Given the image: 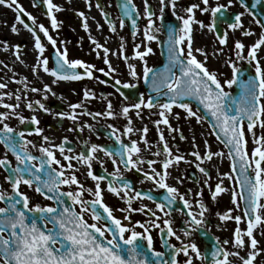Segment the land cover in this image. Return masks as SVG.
<instances>
[{"label": "snow or ice", "instance_id": "1", "mask_svg": "<svg viewBox=\"0 0 264 264\" xmlns=\"http://www.w3.org/2000/svg\"><path fill=\"white\" fill-rule=\"evenodd\" d=\"M71 3V0H68ZM244 7V12L235 14L229 13V8L233 6L234 0H226L225 3L210 4V0H200L184 8L185 15L177 14L178 0H158L159 15L152 10L150 0H142L143 18L146 25L143 29L142 44H135L134 59L142 64V73H138L136 65L128 63V58L123 55V44L120 52H112L109 48L98 43L89 36L90 43L94 45L93 51L99 58L103 53V63L107 65V70L97 69L95 65L82 61L81 59H69L68 51L65 47H60L57 40L50 34L43 25H36L35 18L29 14L18 0H0V6H6L16 13L15 20L10 26L13 34H19L17 24L22 25L33 38V49L36 52L35 62L31 66L33 75H39L42 71L47 76L52 77V84L58 82H74L82 79H98L94 73L99 71L105 76H109L117 71L109 60V55L118 56L127 64L128 76L133 81L143 80L149 86V90L154 95L139 97L137 102L123 106L120 113L113 111V105L109 101L106 110L103 112H92L88 110L77 111L84 108V101L95 99V94L91 89L83 90V99L78 103H69L68 112H58L55 116L59 120L68 119L73 121V128L68 131L82 132L85 128L91 130L88 123L78 124L81 116L106 117L115 119L118 115H123L127 119V125L121 131L119 128L108 124V133L118 146L111 150L106 146L84 141L81 145L82 151L75 153L69 144L67 137H64L59 145L54 144L50 137L44 136L43 129L38 127L40 121L36 115L30 119L20 115L16 109L20 108L21 95H15L17 103H3L7 96L12 98V93L0 92V107L9 111L0 113V144L4 145L6 152L0 157V169L7 174L5 180L10 184L11 194L0 191V264H178L177 256L183 254L185 260L183 264H194V261H203L206 264H236L230 257L237 258L241 264H255L257 257L264 252L258 247L259 241L254 234L258 229L264 228V135H258L255 129H264V57L258 55L264 47V22L255 20L260 26L261 33L254 43L247 47L239 40L234 41L232 51L236 57L233 61L229 58L225 63L231 69V78L223 82L219 79L217 70H210L207 67L208 54L204 48H194L193 25H198L200 30L207 29L215 34L219 45L227 43L228 32H221L220 26L226 25L230 31H241L243 36L255 35L244 27L242 17L247 13L252 15L245 0H236ZM89 10L92 7L91 0H85ZM201 4L203 7H201ZM264 4V0H255L251 8ZM33 6H42L46 9L45 15L50 21L53 31L60 27L61 22L57 20L55 13L63 9L53 3V0H33ZM97 8H101L97 0ZM118 7L121 10L119 27H125V21H129L133 37L139 31L138 20L141 13L134 3V0H120ZM165 8L172 9V16L179 24H164ZM201 14L208 13L209 23L195 18V12ZM81 19V27L85 32L89 31L88 17L84 12H77ZM101 16L105 17V23L111 32H116L115 23L108 17V13L101 8ZM23 17H27L32 23L25 22ZM157 21L160 24L157 25ZM101 26L97 24L99 29ZM42 33L47 38V43L55 50V61L49 67V57L45 55L46 47L42 43ZM163 33L167 39L164 41L167 50L168 62L163 69L157 71L148 65L146 57L153 53L149 46L152 41L159 42V36ZM65 42L60 41V45ZM7 50V42H3ZM143 48V50H140ZM16 59L20 60V46H14ZM223 48H217L214 52L219 55ZM203 56L199 60L196 54ZM246 61L254 69L253 75L240 78L242 68L238 66L240 62ZM22 62V61H21ZM178 70V73L175 71ZM101 84L105 81L100 80ZM25 85V99L27 92L40 93L43 100L48 99V94L55 96L52 87L45 83L41 87H31L29 89L27 80ZM239 83L241 96L239 100H231L229 103V93L225 91V85L232 88ZM115 84L120 88H135L136 83H122L116 79ZM6 84L0 83V89H5ZM123 95V93H121ZM195 101L198 107L193 108L191 102ZM25 107L35 112L41 110L49 113V109L42 100L27 102ZM174 108L182 109L185 113L184 119H195L197 124L205 120V114L211 117L210 134L227 149L223 151H211L207 140L204 141L205 151L203 153L193 150L190 155L194 157L195 167L205 177L204 184L209 185L211 172L202 165L211 162L214 157L223 159L227 155L230 161V173H218L219 181L211 191V199L216 200L217 196L227 189L223 186L224 178L232 181L235 185L231 192V203L234 209L230 208L225 213H217L221 222L234 220L237 227L233 230L232 238L220 241L215 240L214 247L210 252H202L195 242L191 241L193 232L201 229L205 224V214L208 212L206 205L200 200H195V206L199 211H193V202L186 199V195L179 189L168 183L171 175L170 169L178 165L181 161L186 164L192 163L185 156L174 153L169 146L164 131L160 125L167 128L168 133H179L180 139L184 140L180 127H173L170 118L180 120V113L174 112ZM136 110L137 117H141V110L148 109L152 115H157L159 119L154 121L159 137V147L152 152L153 156L162 157L161 160L147 159L141 156L142 149L137 140L124 142L122 137L127 138L130 134L140 132V141L148 150L151 145L146 139L148 128L141 129L132 127V120L129 116L131 110ZM152 109H157L152 113ZM202 109V111H201ZM15 117L20 124L30 123L34 127L27 133L24 130L13 128L7 122ZM142 118V117H141ZM246 133L252 137L253 147L248 150V140ZM40 136L42 143L37 148L33 141L26 138L30 135ZM175 139V137H173ZM192 147L197 148L195 136L192 137ZM31 149H37L39 156L33 155ZM15 158L16 164L13 166L7 158L8 153ZM59 152L58 158L56 153ZM103 153L108 157L113 166V172L107 176L95 175L92 171L93 161H98L103 166L100 157ZM62 160L67 163H62ZM73 161L76 164H73ZM159 164V170L155 165ZM76 165H84L87 168L86 175L94 185L91 188L79 181L75 174L79 169ZM147 165V170L143 167ZM133 171L142 174L139 181L143 184L150 181L154 188L148 192L136 190L132 183L128 181L122 172ZM177 183L182 181V177H175ZM102 187V182L106 181ZM21 185L34 188V191L44 199L51 201L50 205H31L28 195L20 190ZM76 186V190H62V186L71 188ZM211 187V185H209ZM163 190L157 201L154 192ZM107 191L112 196L117 197L126 205L125 208L113 209L104 202V192ZM85 193L92 197L85 198ZM203 193L197 191L196 197ZM71 201L72 206L66 205V200ZM149 200L155 204V211L146 204L132 207L134 200ZM179 202L186 210V219L182 222L183 229L181 235L177 234L173 228L172 212ZM76 206L79 211H76ZM233 210L240 212L233 216ZM114 211L126 213L122 218L114 215ZM139 212L150 216L146 222L131 220V214ZM158 213H162L158 215ZM85 214L90 216L92 223L85 219ZM127 221V223H124ZM246 222V229H241L239 225ZM51 225V227H49ZM140 229L137 231L136 229ZM156 230L161 238V247L166 251H158L154 247L152 231ZM264 235V231L260 232ZM174 238L179 241V246L170 243ZM187 241V242H185ZM231 244L232 249L225 246ZM244 252V255H241Z\"/></svg>", "mask_w": 264, "mask_h": 264}, {"label": "flooded vegetation", "instance_id": "2", "mask_svg": "<svg viewBox=\"0 0 264 264\" xmlns=\"http://www.w3.org/2000/svg\"><path fill=\"white\" fill-rule=\"evenodd\" d=\"M18 2L29 14H31L35 18L37 26L43 24L49 30V34L57 40L58 46L67 48L69 59H81L82 61L95 65L97 69L103 68L107 70V65L103 63L102 51L97 50L100 52L99 58L97 56V53L93 51L94 45L91 44L89 40V36L91 35V37L94 38L98 43H100L104 47L109 48L112 52L119 53L121 50V44H123V55L128 58V63L136 65L137 72L142 73L141 62L133 58L135 55L134 45L142 44L143 29L146 25V20L143 18L142 0H134V3L137 5L141 13V18L137 22L139 31L137 32V35L135 37H133L132 35L131 25L129 21H125V27L122 30L119 27V18L121 17V10L118 5L120 3V0H98L103 11L107 12L108 17L115 23L117 30L114 33L109 31L108 25L105 23V17L101 16V8L96 7L97 0H91L92 7L90 10L86 5L85 0H71V3H69L68 0H53V3L59 5L63 9L62 11L55 13L57 20L61 22L60 27L55 31L51 29L50 21L45 15L46 9L44 7L33 6V0H18ZM217 2L223 4L226 2V0H210V4L212 5H215V3ZM254 2L255 0H245V4L249 7V11L252 12V15H248L247 13H245V15L242 17V21L246 29H249L254 34L259 35L261 33V28L255 22L256 18L252 11L253 8H251V4ZM150 3L152 5V10L156 12L157 15H159L160 13L158 0H150ZM194 3H200V0H178V6L176 9L177 14L185 15L184 8ZM201 7H203L202 4ZM256 8H258V6ZM80 11L84 12L85 15L88 17V32H85L84 29L81 27V19L78 15H76V13ZM228 11L230 14H235L239 12H244L245 9L244 7H241L240 3L234 0L233 6L229 8ZM171 13V8H165L164 24H179V21H177ZM15 15L16 13L12 11L13 20H15ZM23 18L25 19V17ZM195 18L197 20L204 21L205 24L209 23L210 20V16L208 13L201 14L198 10L195 12ZM25 20V22L29 24L32 23L27 19V17ZM97 24L101 26L99 29L97 28ZM159 24L160 21H157V25ZM17 27L19 28L18 32L21 33L20 36L25 34L29 39L30 43H27L28 39H21L20 42H18L16 45H19L20 49L23 48L29 50L28 48H31L32 50H34V41L31 34L28 33L27 30L23 29L22 25L17 24ZM193 30L194 48L201 47L204 48L206 52H208L210 46V43H208V37L210 36L219 45L214 33L208 32L207 29L200 30L198 25H193ZM220 31L222 33L225 31L228 32V41L230 32L232 31L228 30L226 25H221ZM38 34L41 35L42 43L45 44V55L49 57V67H52L55 61V50L51 47L50 44L47 43V38L43 37L42 33ZM256 35L251 36L250 42H248V47H250L254 43V41L256 40ZM165 38L166 36L161 33L159 36V42L152 41L149 43V46L153 49V53L146 57V59L148 65L156 70H158L160 68V65H162V58L164 56L162 51L164 48H166V44L164 43ZM60 41H64L65 43L63 45H60ZM195 42H199L198 45H196ZM219 46L222 48L225 47L223 49L224 51L228 48L229 45L227 46L226 43L223 46ZM140 50H143V48H141ZM227 51L228 50H225V52ZM196 55L199 60L204 59V57L200 56L198 53ZM109 60L112 66L117 69V71L113 74H110L109 76H105L102 72L97 71L94 73V75L98 79H82L80 81H65L58 82L57 84H52L51 82L53 78L47 76L41 71L38 76H34L33 80H27L29 89L33 86L39 88L42 86V84H49L56 95L53 96L51 94H48L47 100H43L40 93H32L31 91L27 92V96L25 99V85L23 81L19 80V78L14 75L16 72H18V70L14 65H12V62L6 61L9 69L6 71V73L0 75V83L6 84L7 87L5 89H0V92L12 93L13 95L10 99L12 101V104L17 103V101L15 100V95H21V101L19 102L20 108L16 109V111L27 119H30L32 115H36L40 121L39 125L37 126L43 129L42 134L44 136L50 137L51 141L54 144L59 145L62 139L64 137H67L69 140V144L66 145V147H72L75 153L77 154L83 150L81 145L84 141L103 145L111 150H115L118 146L115 144L114 140L109 137L108 133L110 132V129H108L107 125L112 124L113 126L119 128L122 131L123 128L127 125V119L123 115H118V117L115 119H109L103 116L97 117L96 119H93L90 116H81L78 121L79 125L88 123L92 126L91 130L85 128L82 132H77L75 130L68 131L69 128L74 127L73 121L68 119H64L61 121L58 119V117L55 116V113L58 112H68L69 103L81 102L83 99L82 94L84 89H91V91L95 94L96 98L90 101H84V108L78 109L77 111L88 110L92 112H103L106 110V105L110 101L113 105V111L119 114L123 106H127L131 103L137 102L139 97L144 96L145 99H147L149 95H154L150 92L149 86L145 84L142 79L139 81H133L131 77L128 76L127 64L123 59H120L118 58V56H113L110 54ZM34 62L35 60L29 61V63L25 67L31 68ZM238 66L242 68L243 73L240 78H245L247 76L253 75L254 69L246 61L240 62ZM207 67L212 70L209 60L207 62ZM226 70L227 66H224V68L220 67V73H222V75H219V79L221 80V82L231 78L225 74ZM175 71L177 72V74H179L178 70ZM116 79L121 80L122 83H136L137 86L135 88L127 89L120 88V91L118 92L117 88H119L120 86L115 84ZM100 80L105 81V83L101 84L99 82ZM225 91H227L229 95L233 94L234 85L232 88L225 87ZM121 93H123V95H121ZM5 97L9 99L7 96ZM38 99L42 100V102L50 110L49 113H45L41 110H36L35 112H33L25 107V104L27 102H32ZM191 104L193 108H196L193 103ZM7 111L9 110L0 107V113ZM156 111L157 109L151 110L152 113H155ZM173 111L179 112L181 118L179 121L170 118V123L174 128L180 127L186 139L181 140L179 133H168L167 128L164 125H160V128L164 131L167 142L172 148L173 152L185 156L186 159L192 161V163L186 164L181 161L178 165H175L172 169H170L171 175L168 179V183L177 187L181 193H188V191L190 190L191 194L186 195V199H189L193 202V211H199L195 206L196 199H200L208 208V212L205 214L206 224L201 229L197 230L196 232H193L190 239L192 242H195L197 244V246L202 252H210V250L214 247V243L217 238L220 241H223L224 239L231 240L233 230L237 227L234 220H227L221 222L218 216L216 215L217 213H225L230 208L234 209V205L231 203V192L235 187L234 183L232 181H229L227 178H224L223 186L227 189V191L219 194L215 201L211 199V191L214 189L215 184L220 179L218 173H230V161L227 159V155H225L223 159L214 157L211 162L206 161L202 166L207 168L211 172V180L209 181V185H211V187H209V185H205V177L195 167L196 162L194 161V157H192L190 153L193 150L203 153L205 151V140L208 141L211 151L213 152L223 151L226 154L227 150L222 144H220L215 139V136L210 134V126L205 120L202 123L197 124L195 119L185 120V113L182 109L174 108ZM129 116L132 120V127L134 129H141L144 126L148 128L146 139L152 147L151 150H148L145 145L140 141V132L130 134L127 138L122 137V139H124V142L128 143L129 140L132 139L137 140L139 147L142 149V158H144L145 160H161L162 157L152 155V152L156 151L157 147H159L160 144L159 137L156 131V125L154 124V121L159 119V117L157 115L150 114L148 109L141 110L142 118L137 117L136 110L134 109L130 111ZM7 122L13 128H17L18 130H24L26 133L28 131H32L34 127H37L31 125L30 123H25L22 125L15 117L10 118ZM193 136H195V143L197 145L196 149H193L192 147ZM173 137H175V139H173ZM26 138L33 141V143L37 145V148L42 143L41 137L35 134L26 136ZM31 151L33 155H40L37 149H31ZM5 152L6 149L4 145L0 144V157H3ZM56 155L58 158H61L59 152H57ZM99 155L103 160V166H101L100 162L93 161L92 171L95 175L107 176V173L113 172V166L109 158L105 157L103 153H100ZM7 158L9 159V161H11L13 166H15V158L10 152L8 153ZM62 163L67 162H64L62 160ZM73 164H76V162L73 161ZM76 167L79 169L75 173L79 181L85 186V188L93 187L94 181L87 177L86 166L76 165ZM143 167L147 170V165H144ZM155 167L159 170L160 165L157 164L155 165ZM122 172L124 177L132 183L136 190L148 192L154 188L150 181H145L143 184L139 182L142 179L141 173H137L135 172V170L131 172L124 171L123 169ZM6 174L7 173L3 169H0V191H6L11 194L10 184L5 180ZM175 177H182V181L180 183H177ZM106 183L107 180L102 182V187ZM20 190L26 195H28L31 205L40 204L44 206L51 204V201H48L39 194H37L34 191V188H28L27 186L21 185ZM62 190L75 191L76 186L73 185L71 188H68L67 186H62ZM162 191L163 190H156L154 192L157 201H159V196ZM197 191L202 192L203 195L200 197H196ZM85 198L91 199L92 197L88 196L87 193H85ZM65 200L67 206H72L71 201L67 200V198H65ZM104 202L108 206L112 207L114 210L117 208L126 207L123 201L119 200L115 196H112L107 191L104 192ZM141 204H146L153 211L156 210L155 204L152 201L146 199L134 200L132 207H138ZM4 206V203H0V207ZM174 208L177 210L172 212V226L174 229L178 230L177 234L181 235L182 239H184L182 234V229L184 226L182 222L187 218L186 210L183 209V205L179 202L176 203ZM76 211H79L78 206H76ZM125 214L126 213L121 211H114V215L118 218H122ZM231 214L235 216L242 213L233 210ZM158 215L162 216V213H158ZM85 219H87L89 223L93 222L90 216H88L87 214H85ZM148 219H150V216L139 212L131 214V220L133 222H146ZM124 223H127V221H125ZM49 227H51V225H49ZM239 227L241 229H246V222L242 221ZM136 230L140 231V229L138 228ZM262 231H264V228H260L254 233L259 241L258 247L260 249H264V235H260V232ZM152 236L154 238L155 249L158 251H166V249L161 247V238L156 230L152 231ZM170 243L176 246H179L180 244V242L176 241L174 238L170 239ZM225 247L228 250H235L232 249L231 244ZM241 255H244V252H241ZM230 259L234 260L236 264H241V262L235 257H230ZM177 260L178 264H183L185 257L183 256V254H179L177 256ZM194 264H206V262L194 261ZM255 264H264V252H262L261 255L257 257Z\"/></svg>", "mask_w": 264, "mask_h": 264}, {"label": "rangeland", "instance_id": "3", "mask_svg": "<svg viewBox=\"0 0 264 264\" xmlns=\"http://www.w3.org/2000/svg\"><path fill=\"white\" fill-rule=\"evenodd\" d=\"M14 20L12 19V10L9 9L6 6H0V75L6 73V71L9 69L6 61H10L12 62V65H14L18 72H16L14 75H16L19 80L24 81V80H33L34 76L31 68H26L25 66L29 63V61H34L35 60V56H36V52L34 50H32L31 48H28L29 50L20 49L19 55H20V60L16 59V53L14 50V46H16V44L18 42H20L21 39H28L27 36L25 34H23L22 36L21 33L19 32V34H13L10 30V26L13 24ZM18 28V27H17ZM19 30V28H18ZM256 35V34H255ZM259 35L255 36V39H258ZM250 38L251 36H243L241 31H235V32H230L228 41H227V46L228 48L225 50H228L227 52L222 51L218 56L214 54L215 50L217 48H222L220 47L214 40L213 38L210 36L208 37L210 46H209V50H208V54H209V62L211 64V68L212 70H217L218 73H220V67L224 68V66H227V64L225 63L229 58H231V60L235 61L236 57L234 55V52L232 51V49L234 48V41L239 40L242 43L245 44L246 49L248 47V42H250ZM7 42V50H5V47L3 46V42ZM27 43H30L29 39L27 40ZM196 45H198L199 42H195ZM225 47H223L224 49ZM23 49V50H22ZM245 49V51H246ZM258 55L260 57H264V47H262V49L259 51ZM22 61V62H21ZM15 62V63H13ZM262 63H264V60H262ZM150 64V63H149ZM16 71V69H15ZM225 74L228 77H231V69L229 67H227V70L225 72ZM17 79V78H16ZM34 82V81H33ZM32 82V83H33ZM224 87H227L226 85ZM3 103H11L12 101L10 99H7L6 97H4ZM255 131L257 132L258 135H264V129H260L257 128L255 129ZM246 139L248 140V150L249 152L251 151L253 144H252V137L250 134L246 133Z\"/></svg>", "mask_w": 264, "mask_h": 264}, {"label": "water", "instance_id": "4", "mask_svg": "<svg viewBox=\"0 0 264 264\" xmlns=\"http://www.w3.org/2000/svg\"><path fill=\"white\" fill-rule=\"evenodd\" d=\"M252 11H253V14H254L256 20H260L261 22H264V5L260 4V5H258V8H254ZM166 39H167V37L165 38V40ZM162 52L164 55L162 58V65H160V68L157 71L162 70L164 65L168 62L166 48H164ZM240 96H241V89H240L239 83H237L234 85L233 94L229 95V103L231 102V100H239ZM191 103H193L196 107H198V105L195 103V101H192ZM201 111H202V109H201ZM205 121L210 126L211 117L207 116V114H205Z\"/></svg>", "mask_w": 264, "mask_h": 264}]
</instances>
